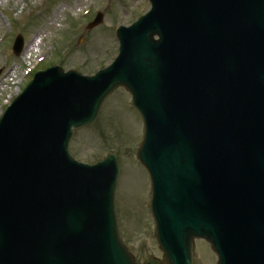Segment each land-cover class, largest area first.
I'll return each instance as SVG.
<instances>
[{
    "label": "water",
    "instance_id": "1",
    "mask_svg": "<svg viewBox=\"0 0 264 264\" xmlns=\"http://www.w3.org/2000/svg\"><path fill=\"white\" fill-rule=\"evenodd\" d=\"M151 2L118 31L109 69L39 74L1 118L0 264H135L118 235L115 157L84 166L69 153L119 86L145 122L138 157L164 262L192 264L197 237L219 264H264V0Z\"/></svg>",
    "mask_w": 264,
    "mask_h": 264
},
{
    "label": "rangeland",
    "instance_id": "2",
    "mask_svg": "<svg viewBox=\"0 0 264 264\" xmlns=\"http://www.w3.org/2000/svg\"><path fill=\"white\" fill-rule=\"evenodd\" d=\"M150 10L148 0H0V115L31 80V71L58 65L91 77L118 54V26H129ZM101 13V24L87 25ZM18 36L24 48L15 55ZM33 71V72H34ZM131 97L119 89L102 106L96 123L76 132L71 150L93 164L108 153L117 155L121 175L116 192L120 236L138 264L147 256L162 257L149 211L151 185L137 161L143 124L132 110ZM205 242L197 241L194 264H216Z\"/></svg>",
    "mask_w": 264,
    "mask_h": 264
}]
</instances>
